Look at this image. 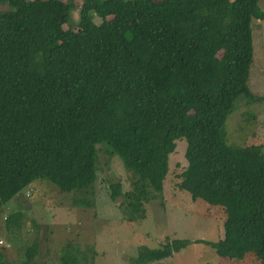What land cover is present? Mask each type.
<instances>
[{"label": "trees", "instance_id": "trees-1", "mask_svg": "<svg viewBox=\"0 0 264 264\" xmlns=\"http://www.w3.org/2000/svg\"><path fill=\"white\" fill-rule=\"evenodd\" d=\"M253 17L264 18L259 0H0V210L35 181L91 205L98 144L127 173L128 187L110 183L109 198L141 221L148 203L165 202L184 139L177 192L203 215L219 209L222 233L142 245L134 263L204 242L264 264V143L233 146L226 129L239 95L264 100L248 86ZM22 215L7 213L13 235ZM0 264L18 263L0 254ZM58 264L93 255L66 243Z\"/></svg>", "mask_w": 264, "mask_h": 264}, {"label": "rangeland", "instance_id": "rangeland-1", "mask_svg": "<svg viewBox=\"0 0 264 264\" xmlns=\"http://www.w3.org/2000/svg\"><path fill=\"white\" fill-rule=\"evenodd\" d=\"M80 2L77 0L78 4ZM259 6L264 11V0H259ZM251 26L253 59L248 86L254 95L264 96V18L253 17ZM235 104L226 122L228 143L236 147L264 143V100H250L239 95ZM96 147L97 172L91 205L77 203L74 191H61L46 181L32 182L7 203L3 211L0 210L1 259L24 264L26 249L34 242L36 250L29 264H58L64 245L72 243L85 251L88 257L92 254L93 264H135L134 259L142 245L155 248L166 238L216 240L221 235L222 212L210 207L203 209V215L175 187L176 176L185 164L184 139L177 140L169 158L165 202L155 200L148 203L147 216L134 223L124 218L118 206L119 199L112 201L107 192L109 184L117 181H121L126 189L127 173L117 156L119 160L103 152L100 145ZM20 210L23 211L19 218L20 229L13 235L12 230L6 228V216L10 211ZM148 264L260 263L253 253L241 259L220 257L211 245L193 242L166 258Z\"/></svg>", "mask_w": 264, "mask_h": 264}]
</instances>
